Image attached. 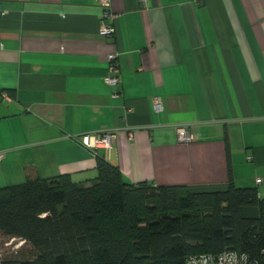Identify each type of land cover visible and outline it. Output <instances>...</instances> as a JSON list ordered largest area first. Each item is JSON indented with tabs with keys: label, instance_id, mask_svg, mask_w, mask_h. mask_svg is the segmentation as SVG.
<instances>
[{
	"label": "crops",
	"instance_id": "crops-1",
	"mask_svg": "<svg viewBox=\"0 0 264 264\" xmlns=\"http://www.w3.org/2000/svg\"><path fill=\"white\" fill-rule=\"evenodd\" d=\"M109 3L111 18L97 0H0V187L86 182L103 158L129 184L228 182L264 198V0ZM182 126L193 140H177ZM101 131L110 148L82 145Z\"/></svg>",
	"mask_w": 264,
	"mask_h": 264
},
{
	"label": "trees",
	"instance_id": "trees-1",
	"mask_svg": "<svg viewBox=\"0 0 264 264\" xmlns=\"http://www.w3.org/2000/svg\"><path fill=\"white\" fill-rule=\"evenodd\" d=\"M95 172L86 182L60 174L0 187V236L21 243L0 250V264H186L223 252L264 264V198L254 187L129 184L103 158Z\"/></svg>",
	"mask_w": 264,
	"mask_h": 264
},
{
	"label": "built area",
	"instance_id": "built-area-1",
	"mask_svg": "<svg viewBox=\"0 0 264 264\" xmlns=\"http://www.w3.org/2000/svg\"><path fill=\"white\" fill-rule=\"evenodd\" d=\"M97 3L103 10V16L111 18L110 3L109 0H97ZM101 36L110 37L113 35V27L110 23L102 24L99 27ZM116 54H108L106 58L108 74L104 78V81L109 86H117L119 84V72L116 63ZM160 104L158 101H153V107L159 108ZM114 132L112 131H101L96 134L83 135L81 136V143L85 147H103L110 148L114 140ZM194 139V136L190 133L187 126L177 128V140L179 142H188ZM3 157V153L0 151V159ZM260 181L259 178L255 180L256 183ZM243 256H237L235 253L223 252L216 256H193L187 258L186 264H246Z\"/></svg>",
	"mask_w": 264,
	"mask_h": 264
},
{
	"label": "rangeland",
	"instance_id": "rangeland-1",
	"mask_svg": "<svg viewBox=\"0 0 264 264\" xmlns=\"http://www.w3.org/2000/svg\"><path fill=\"white\" fill-rule=\"evenodd\" d=\"M20 241L17 239L6 241L5 238L0 236V250L1 252H10L14 250L16 247L20 246Z\"/></svg>",
	"mask_w": 264,
	"mask_h": 264
}]
</instances>
